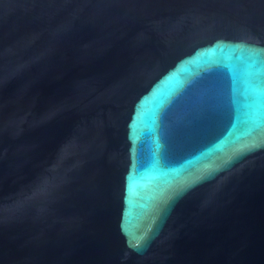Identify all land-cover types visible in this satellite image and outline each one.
I'll list each match as a JSON object with an SVG mask.
<instances>
[{
	"label": "water",
	"instance_id": "1",
	"mask_svg": "<svg viewBox=\"0 0 264 264\" xmlns=\"http://www.w3.org/2000/svg\"><path fill=\"white\" fill-rule=\"evenodd\" d=\"M0 264H264V0H0Z\"/></svg>",
	"mask_w": 264,
	"mask_h": 264
}]
</instances>
